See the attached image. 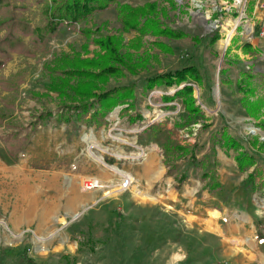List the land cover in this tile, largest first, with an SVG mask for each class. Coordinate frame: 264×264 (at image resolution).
Returning a JSON list of instances; mask_svg holds the SVG:
<instances>
[{"label":"rangeland","instance_id":"374dc122","mask_svg":"<svg viewBox=\"0 0 264 264\" xmlns=\"http://www.w3.org/2000/svg\"><path fill=\"white\" fill-rule=\"evenodd\" d=\"M119 1L136 7L157 0ZM169 1H158L168 14L163 24L189 37H145L141 50L130 52L135 60L146 61V68L138 75L111 79L107 86L136 84L134 109L124 112L128 104L117 107L107 117L108 125L100 128L81 124L74 129L51 122L39 127L18 153L9 145L16 129L0 123V264H19L26 248L34 264H264V190L246 192L238 183L249 173L239 174L217 157V149L222 155L225 148L226 131L264 169V129L259 127L264 107L259 118L251 117L238 86L244 73L253 75L248 98L264 102V48L248 53L247 64L231 53L238 41L257 37L261 19L253 13L258 0H225L228 8L214 16L219 27L212 24L211 30L206 16L191 14V0ZM27 5L26 16L39 24L41 5L36 0ZM81 28L108 35L120 32L122 25L111 8L75 28L60 29L49 37L46 52L35 58L14 54L1 72L7 78L27 69L19 109L10 122L23 129L20 137L30 130L34 116L61 107L57 94H46L49 78L43 77V62L69 52L71 46L84 54L82 47L88 44L89 57L98 50L79 32ZM216 32L221 38L211 45L206 37ZM136 36L123 33L125 44ZM192 37L203 41L196 44ZM156 42L173 53L164 52ZM185 66L198 68L203 78L200 84L192 83L199 116L187 113L181 99L165 101L179 88L144 90L147 78ZM85 137L94 138L99 146ZM167 145L172 150L186 147L188 153L169 155ZM213 145L216 149L207 156ZM227 152L231 162L235 152ZM205 171L224 187L221 192L203 190L210 180H203ZM126 173L134 183L119 193ZM181 177L185 181L180 185ZM88 178L99 179L105 187L84 190ZM256 181H264V173Z\"/></svg>","mask_w":264,"mask_h":264},{"label":"trees","instance_id":"16d2710c","mask_svg":"<svg viewBox=\"0 0 264 264\" xmlns=\"http://www.w3.org/2000/svg\"><path fill=\"white\" fill-rule=\"evenodd\" d=\"M28 0H0V123L7 127L15 128L9 137V145L14 153L24 150L34 133L41 126L51 122L72 125L74 129L79 125L100 128L108 125L107 117L119 106L128 104L123 109L128 112L134 109L136 101V84L107 89L111 79H119L131 75H138L140 70L147 66L146 61H137L130 50L139 51L143 47V39L147 36L167 37L169 39H184L189 37L184 31L174 30L163 24L162 18L167 14L166 10L160 9L158 1L148 2L144 6H132L123 4L119 0H36L41 5V22L33 24L26 16ZM169 2V0H162ZM115 8L118 21L122 30L116 34L105 35L100 29L92 31L87 28L79 29L88 41L98 47L93 57L89 54L88 44L83 45L84 54L71 46L69 52L55 54L50 61L42 64L43 77L49 78L46 85V94H57L61 107L58 112L43 111L34 116L30 130L23 137L20 135L23 129L10 123L14 114L19 109V94L22 85L26 83L27 69H19L16 73L5 78L1 72L13 60V55L18 54L26 58H35L39 52H46V45L50 36L67 26L75 28L76 25L88 22L94 15ZM135 32L137 36L128 45L125 44L123 33ZM209 44L213 45L220 40L216 32L206 37ZM28 39V40H26ZM198 44L203 41L199 37H192ZM166 53H173L172 49L156 42ZM126 49V52L124 50ZM241 49L245 54L252 53V45L244 44ZM243 80L238 84L244 97L242 103L248 114L253 118H259L264 107V102L259 100L252 103L248 96L253 93L250 82L253 75L244 73ZM248 79V80H247ZM203 78L194 66H185L175 71L149 77L145 80L144 90L152 92L155 89L179 88L172 96H166L167 100L181 99L185 111L191 116H199L200 108L196 105L194 87L192 83H202ZM250 85V86H249ZM39 94H35V97ZM132 100V103H128ZM264 129V121L259 123ZM223 146L227 151L238 152L235 160L241 173H247L256 164L253 156L243 151L241 144L229 135L222 132ZM167 154L188 153L186 147L177 146L174 150L165 146ZM192 161L195 163L194 155ZM262 174L257 168L250 172L241 186L246 192L264 190V181L257 183L258 176ZM208 173L203 175V180L208 179ZM185 178L181 177V185ZM222 185L214 178L204 186L203 190L209 192L222 191ZM217 210V208H215ZM28 248L20 257L19 264H34V260L28 257Z\"/></svg>","mask_w":264,"mask_h":264},{"label":"built area","instance_id":"2783aa9c","mask_svg":"<svg viewBox=\"0 0 264 264\" xmlns=\"http://www.w3.org/2000/svg\"><path fill=\"white\" fill-rule=\"evenodd\" d=\"M229 2L225 0H191V14L200 13L203 16H206V24L212 25L214 24V28H218L217 25L218 19L214 18L217 13H221L226 10ZM195 16V15H194ZM254 27L250 31V35L254 34ZM257 37L264 40V19L259 24L257 30ZM227 48V47H226ZM197 130V129H196ZM134 183V177L131 174L126 173L119 181V185L117 191L119 193L127 192L131 189ZM105 186L103 183L97 178H88L83 182L84 190H95V189H103Z\"/></svg>","mask_w":264,"mask_h":264},{"label":"crops","instance_id":"0c3cea01","mask_svg":"<svg viewBox=\"0 0 264 264\" xmlns=\"http://www.w3.org/2000/svg\"><path fill=\"white\" fill-rule=\"evenodd\" d=\"M264 1H260V0H258V2H257V4H256V6H255V10H254V13L253 14H255L256 16H257V18H260L261 19V22H262V20L264 19ZM260 22V23H261ZM246 43H250L251 45H252V49L255 51V53H257V51L259 50V52H260V50H263V48H264V40H262V39H260L259 37H256V38H254L251 42H243V41H238L237 43H236V45L233 47V48H235L234 50H232L231 51V53H236V54H240V50L242 51V49H241V47L244 45V44H246ZM238 47V48H237ZM253 51V52H254ZM264 51V50H263ZM252 52V53H253ZM252 53H250V55L252 54ZM262 54V53H261ZM229 56H231V54H228ZM238 55H235L236 56V59L238 60V61H243L244 63H250V62H248V61H245L244 60V57H247V58H250L249 57V54H245L244 56H240V57H238ZM169 96H172V95H169ZM165 101H167V103H170L172 100H167V99H165ZM234 139H235V141H237V142H239L240 144H241V147H242V149H243V147H244V150L245 151H247L248 152V150H247V147H245L241 142H240V140H238V139H236L234 136H232ZM204 140H205V138H204ZM220 144H221V146H222V142H219ZM216 147L217 146H215V145H213L212 146V148H209V153L207 152V156H209V154L210 153H212V150L213 149H216ZM243 150V151H244ZM221 153H222V155H220V150H218L217 149V157L219 158V159H221L222 160V162L223 163H225V164H229V166H231V167H233V168H235V171H237L239 174H242L241 172H240V170H239V167H238V164H237V162H236V160H235V157L238 155V152H235V156H234V159L231 161V162H227V157H229L228 156V152H227V150L225 149V148H221ZM231 151H233V150H231ZM252 154V153H251ZM251 154H249V155H251ZM251 156H253L254 157V159H255V162H256V164H255V166L253 167V168H251L247 173H250V172H252L253 170H254V168H257L258 169V171H260V173L263 175V173H264V169L261 167L262 165H261V163L260 162H258V160L256 159V157L254 156V155H251ZM204 173H208V175H211L212 173L211 172H209V171H205ZM203 173V174H204ZM214 174V176H216L215 175V173H213ZM212 176V175H211ZM244 180V178H242V179H240V182L238 183V185H239V187L241 186V183H242V181ZM224 189V187L222 188V190ZM221 192V191H220Z\"/></svg>","mask_w":264,"mask_h":264},{"label":"bare ground","instance_id":"6f19581e","mask_svg":"<svg viewBox=\"0 0 264 264\" xmlns=\"http://www.w3.org/2000/svg\"><path fill=\"white\" fill-rule=\"evenodd\" d=\"M199 17H200V19H202V16H201V15H199ZM213 27H214L213 25H212V26H208L207 29H208V30H211ZM232 34H233V31L230 32V34H229V36H228V39H227V41H226L227 44L229 43V40H230V38L232 37ZM84 140L87 141L88 143L92 144V146H99L98 143L96 142V140H95L94 138H91V137H85ZM160 176H161V174H160ZM160 176H159L158 178H160ZM209 224L213 225V221L210 220Z\"/></svg>","mask_w":264,"mask_h":264},{"label":"water","instance_id":"95a60500","mask_svg":"<svg viewBox=\"0 0 264 264\" xmlns=\"http://www.w3.org/2000/svg\"><path fill=\"white\" fill-rule=\"evenodd\" d=\"M182 87H184V85L180 86L179 89H181ZM175 92H176V91H174L173 93H175ZM112 115H113V113L110 114V116H112Z\"/></svg>","mask_w":264,"mask_h":264}]
</instances>
